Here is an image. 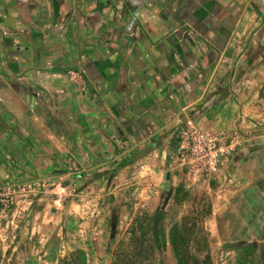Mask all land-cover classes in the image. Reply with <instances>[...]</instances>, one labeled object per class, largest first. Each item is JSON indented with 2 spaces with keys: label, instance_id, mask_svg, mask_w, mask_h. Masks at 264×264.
Masks as SVG:
<instances>
[{
  "label": "crops",
  "instance_id": "crops-1",
  "mask_svg": "<svg viewBox=\"0 0 264 264\" xmlns=\"http://www.w3.org/2000/svg\"><path fill=\"white\" fill-rule=\"evenodd\" d=\"M263 42L264 0H0V187L28 188L29 204L66 167L96 185L155 138L166 160L187 119L248 128ZM253 141L222 178L225 216L242 198L256 211L264 134Z\"/></svg>",
  "mask_w": 264,
  "mask_h": 264
},
{
  "label": "rangeland",
  "instance_id": "rangeland-1",
  "mask_svg": "<svg viewBox=\"0 0 264 264\" xmlns=\"http://www.w3.org/2000/svg\"><path fill=\"white\" fill-rule=\"evenodd\" d=\"M257 99H262L260 109L253 118L246 116L243 127L248 128H234L247 131L248 142L264 134V78ZM173 143L176 148L178 139ZM257 149L263 162L264 146ZM137 152L126 151L111 170ZM151 153L96 185L84 182L79 168L66 167L68 176L51 186L54 192L41 195L37 190L29 204L16 201L4 208L0 264H113L115 259L176 264L170 245L174 225L182 228L189 264L192 259L203 262L206 255L210 264H264V177L253 184L258 190L256 211L252 200L242 198L225 216L222 178L233 168L194 177L174 171L171 154L163 161ZM113 211L118 216L111 238ZM237 224L240 229H235Z\"/></svg>",
  "mask_w": 264,
  "mask_h": 264
},
{
  "label": "built area",
  "instance_id": "built-area-1",
  "mask_svg": "<svg viewBox=\"0 0 264 264\" xmlns=\"http://www.w3.org/2000/svg\"><path fill=\"white\" fill-rule=\"evenodd\" d=\"M176 137L178 143L171 161L173 170H182L197 177L230 171L234 155L244 147L249 138L247 131L203 129L189 119L177 131ZM26 190L29 189L14 182L2 185L0 213L4 208L15 204L17 196Z\"/></svg>",
  "mask_w": 264,
  "mask_h": 264
},
{
  "label": "trees",
  "instance_id": "trees-1",
  "mask_svg": "<svg viewBox=\"0 0 264 264\" xmlns=\"http://www.w3.org/2000/svg\"><path fill=\"white\" fill-rule=\"evenodd\" d=\"M116 169H113L110 172V176H114L116 174ZM210 215V212H207L203 218L207 217ZM117 213L116 211L112 213V217L110 220V237L112 238L114 236V233L116 231V227H117ZM203 228V227H202ZM182 228L177 225H174L170 231V245H171V249L173 252V256L175 258L176 264H189L190 261L188 260V258L185 256V249H184V244H183V236H182ZM203 231H205L203 229ZM206 242V246H207V240H204ZM134 256V255H133ZM193 264H210V257L209 255L205 256V260L203 262H199L195 259H192ZM136 261H133L131 259L126 260V261H120L118 259H115L113 264H136Z\"/></svg>",
  "mask_w": 264,
  "mask_h": 264
},
{
  "label": "water",
  "instance_id": "water-1",
  "mask_svg": "<svg viewBox=\"0 0 264 264\" xmlns=\"http://www.w3.org/2000/svg\"><path fill=\"white\" fill-rule=\"evenodd\" d=\"M158 141H159L158 138L153 139L148 145H146L144 148L139 150L137 153L125 158L120 164L116 166V170H120L123 167L131 163H134L142 159L143 157L147 156L148 154H150L154 149H156Z\"/></svg>",
  "mask_w": 264,
  "mask_h": 264
}]
</instances>
